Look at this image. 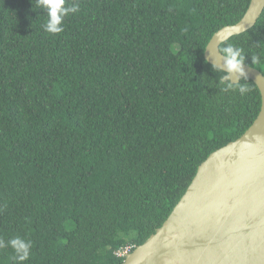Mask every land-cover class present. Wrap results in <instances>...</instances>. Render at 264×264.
I'll return each mask as SVG.
<instances>
[{
    "label": "trees",
    "instance_id": "16d2710c",
    "mask_svg": "<svg viewBox=\"0 0 264 264\" xmlns=\"http://www.w3.org/2000/svg\"><path fill=\"white\" fill-rule=\"evenodd\" d=\"M78 2L51 35L36 0H0V239L32 242L0 264H123L260 112L204 59L250 0ZM228 43L264 77V11Z\"/></svg>",
    "mask_w": 264,
    "mask_h": 264
},
{
    "label": "water",
    "instance_id": "95a60500",
    "mask_svg": "<svg viewBox=\"0 0 264 264\" xmlns=\"http://www.w3.org/2000/svg\"><path fill=\"white\" fill-rule=\"evenodd\" d=\"M263 11L264 0H250L237 24L212 36L205 61L222 67L220 46L251 30ZM244 70L261 97L257 118L198 167L161 228L123 264H264V77Z\"/></svg>",
    "mask_w": 264,
    "mask_h": 264
},
{
    "label": "clouds",
    "instance_id": "9594fccd",
    "mask_svg": "<svg viewBox=\"0 0 264 264\" xmlns=\"http://www.w3.org/2000/svg\"><path fill=\"white\" fill-rule=\"evenodd\" d=\"M36 4L47 14L44 29L51 35L61 34L64 31L63 21L65 18L70 14L76 13L80 8L78 0L71 5H68L66 0H36ZM218 50L221 53L223 65L222 67L214 65L213 68H217L222 73L220 83L224 85L223 90L238 89L241 95L245 94L248 91L247 84L242 85L239 83L241 78L247 79L244 70L245 53L243 49L228 43ZM253 60H255V57H253ZM7 247L12 249L14 253L12 259L14 261L24 262L29 260L31 256L32 242L19 235L11 238L7 242L0 239V248Z\"/></svg>",
    "mask_w": 264,
    "mask_h": 264
},
{
    "label": "built area",
    "instance_id": "2783aa9c",
    "mask_svg": "<svg viewBox=\"0 0 264 264\" xmlns=\"http://www.w3.org/2000/svg\"><path fill=\"white\" fill-rule=\"evenodd\" d=\"M135 247L131 246V245H127L123 248H121L120 250H118L116 253H115V256L117 258H120V259H125L126 257H128L132 251L134 250Z\"/></svg>",
    "mask_w": 264,
    "mask_h": 264
}]
</instances>
